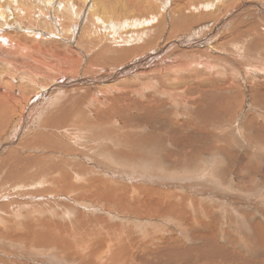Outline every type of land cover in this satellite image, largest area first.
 Segmentation results:
<instances>
[{"label":"rangeland","instance_id":"1","mask_svg":"<svg viewBox=\"0 0 264 264\" xmlns=\"http://www.w3.org/2000/svg\"><path fill=\"white\" fill-rule=\"evenodd\" d=\"M104 1L0 3V264H264V0Z\"/></svg>","mask_w":264,"mask_h":264},{"label":"bare ground","instance_id":"2","mask_svg":"<svg viewBox=\"0 0 264 264\" xmlns=\"http://www.w3.org/2000/svg\"><path fill=\"white\" fill-rule=\"evenodd\" d=\"M2 1L3 2H8V1H10V2H13L14 0H0V3H2ZM31 1V0H30ZM39 1V0H38ZM52 0H44V2L47 4V6L46 5H43L44 7L43 8H47L46 9V12L44 11V13L43 12H39V17L40 18H42V17H44V18H42V21L44 20V19H46L47 17L49 18V21L50 20H52V21H54V24H55V27H56V25L57 26H61L62 27V31H64V33H66V34H70V32H73L72 33V35H74L73 36V39L71 40L70 38H68V43H69V46L70 45H72V44H75V38L77 37V34H78V31H77V27H75V26H77V23H74L72 20H74V15L76 16L77 15V17H79L80 16V14L83 12V8L82 9H76L75 10V8H73V6L71 5V3L69 2V1H71V0H69V1H67V0H65V5H64V9H65V12H66V16L65 17H68L69 19H67V20H70V24H71V26L69 25V24H67L65 21H63L62 22V20L60 19V21L58 20V17H55L54 15H52V14H54L53 12L51 13V11H50V9H51V3H54V2H51ZM53 1H55V0H53ZM81 1V0H80ZM83 1V0H82ZM107 1V0H106ZM106 1H104L105 3H106ZM141 1V0H140ZM207 1V0H206ZM76 2V1H75ZM86 2V1H85ZM103 2V3H104ZM16 3V2H15ZM36 3V2H35ZM63 3V2H62ZM83 3V2H82ZM82 3H81V5H82ZM133 3H135L134 1H133ZM140 3V2H139ZM30 4V3H29ZM32 4V3H31ZM37 4V3H36ZM51 4V5H50ZM59 4V3H58ZM58 4H56V5H58ZM3 5V4H2ZM7 5V4H6ZM10 5V4H9ZM16 5H17V3H16ZM26 5H28V3L26 4ZM76 5V4H75ZM0 6H1V4H0ZM22 6V5H21ZM21 6L19 7V10H22V8H21ZM37 6V5H36ZM221 6V5H220ZM226 6V5H225ZM15 7V6H14ZM23 7H27V6H23ZM31 7H32V5H31ZM29 5H28V11H29V9H32ZM54 6L52 5V8H53ZM60 7V6H59ZM58 7V8H59ZM260 7V6H259ZM262 7V6H261ZM4 8V7H3ZM8 8V7H7ZM40 8L41 7H39V10H40ZM43 8H41V9H43ZM55 8V7H54ZM88 8V7H87ZM123 8V7H122ZM147 8V7H146ZM151 8V7H150ZM10 9V8H9ZM13 9V8H12ZM15 9V8H14ZM36 9V8H35ZM63 9V8H62ZM63 9V10H64ZM137 9V8H136ZM144 9V8H143ZM243 9V8H242ZM15 10H17V9H15ZM14 10V11H15ZM52 10V9H51ZM56 10V9H55ZM122 10V9H121ZM126 10V9H125ZM124 10V11H125ZM10 11V10H9ZM14 11L12 10V14L14 13ZM23 11V10H22ZM41 11V10H40ZM43 11V10H42ZM53 11H54V9H53ZM133 11V10H132ZM148 11V10H147ZM18 12V11H17ZM55 12V11H54ZM149 12V11H148ZM172 12V11H171ZM237 12V11H236ZM28 13V12H27ZM34 13V11L33 12H31V10H30V12H29V16L31 17V18H29V19H34L33 18V15L32 14ZM121 13H123V11L121 12ZM215 13V12H214ZM0 14H2V17L0 16V18H1V20L2 21H6L7 19L5 18V17H7V13L4 11V10H2V8L0 9ZM9 14V13H8ZM16 13H14L13 15L16 17V15L17 14H19V13H17L16 15H15ZM22 14V13H21ZM36 14V16H37V13H35ZM34 14V15H35ZM174 14V13H173ZM208 14H210V13H208ZM238 14V13H237ZM55 15H57V14H55ZM63 15V14H62ZM69 15H71V17L69 16ZM123 15H124V13H123ZM212 15V14H211ZM214 15V14H213ZM21 16V15H20ZM20 16H18V17H20ZM29 16H26V18H24V21H25V19H28L27 17H29ZM23 17V16H22ZM115 17V16H114ZM13 18V17H12ZM11 18V19H12ZM37 18V17H36ZM47 18V19H48ZM59 18H61V17H59ZM80 18V17H79ZM4 19H6V20H4ZM22 18L20 17V19H17V20H21ZM29 19L28 20H26V21H28V22H26L25 21V23H26V26H28L27 24L29 23V22H32L31 20L29 21ZM78 18H76V20H77ZM111 20V19H110ZM199 20V19H198ZM13 21V20H12ZM36 21H37V19H36ZM48 21V20H47ZM166 21V20H165ZM14 22V21H13ZM17 22H19V21H17ZM17 22H15V23H17ZM44 22V21H43ZM43 22H41V23H43ZM76 22H78V21H76ZM3 23H5V22H3ZM2 23V24H3ZM7 23V22H6ZM21 23H23L24 24V22L21 20V22H19V24H21ZM34 23H36V22H34ZM10 25V28H11V23H9ZM18 24V23H17ZM38 24V23H37ZM50 25V23L49 22H47V24L46 25ZM52 24V23H51ZM63 24H66V26L65 25H63ZM105 24H106V22H105ZM117 23H114V25H112L111 27H112V29H115V25H116ZM136 24V23H135ZM160 24H161V22H160ZM0 25H1V22H0ZM4 25V24H3ZM2 25V26H3ZM15 25V24H14ZM13 25V26H14ZM25 25V24H24ZM32 25L33 24H31V27H29V28H33V27H35V26H33L32 27ZM42 25V24H41ZM75 25V26H74ZM107 25V24H106ZM5 26V25H4ZM20 26V25H19ZM26 26H25V28H26ZM53 26V25H52ZM51 26V27H52ZM72 26H74V27H72ZM105 26V25H104ZM135 26V25H134ZM50 27V28H51ZM109 27V26H108ZM180 27V26H179ZM18 28V27H17ZM24 28V27H23ZM41 28V27H40ZM47 28V27H46ZM53 28V27H52ZM176 28V27H175ZM22 29V28H21ZM20 29V30H21ZM28 29V28H27ZM38 29V28H37ZM57 29V28H56ZM85 29V28H84ZM105 29H107V26H105ZM110 29V28H109ZM5 29H3V31H4ZM48 30V29H47ZM73 30V31H72ZM175 30V29H174ZM7 31V33H8V30H6ZM25 31V30H24ZM33 32H31V33H35V34H37V31H36V29L35 28H33V30H32ZM51 31V30H50ZM140 31V30H139ZM172 31V30H171ZM176 31H178V30H176ZM1 32V31H0ZM14 32V31H13ZM17 32V31H16ZM81 32V31H80ZM175 32V31H174ZM21 33V32H20ZM19 32H18V34H20ZM25 33H27V32H25ZM28 33H30V31L28 32ZM83 33V32H82ZM85 33H86V31H85ZM95 33V32H94ZM171 33V32H170ZM13 34V33H12ZM9 35V34H8ZM16 36L17 34H13V35H11L10 34V36ZM21 35H24V34H20V39H21ZM63 35V34H62ZM86 35H87V33H86ZM85 35V36H86ZM2 36V35H1ZM7 36V35H6ZM15 36H14V40H16V38H15ZM25 36V35H24ZM28 36V35H27ZM66 36V35H65ZM83 34H81L80 35V38L81 39H83V40H85L86 39V37H85ZM5 37V36H4ZM26 37V36H25ZM36 37V36H35ZM70 37V36H69ZM75 37V38H74ZM22 38H24V37H22ZM26 38H28V37H26ZM25 38V39H26ZM34 38V37H33ZM65 38V37H64ZM79 38V39H80ZM93 38V37H92ZM109 38V35H107V39ZM5 39V41H6V37L4 38ZM30 40H32V38H29ZM37 39V38H36ZM35 39V40H36ZM137 39V38H136ZM1 40L3 41V39L1 38ZM14 40L12 41V43L14 42ZM24 40V39H23ZM34 40V39H33ZM101 40H103V37L101 38ZM10 41V40H9ZM20 41V40H19ZM38 40H36V42H37ZM60 41V40H59ZM104 41V40H103ZM148 41V40H147ZM18 42V39L14 42V43H17ZM72 42H74V43H72ZM79 42V41H78ZM94 42H96L95 40H94ZM145 42V41H144ZM34 43H35V41H34ZM150 43H152V42H150ZM150 43L148 44V46L150 45ZM20 44V43H19ZM19 44H17V46L19 45ZM36 44V43H35ZM9 45V44H8ZM21 45V44H20ZM39 45V44H38ZM41 45V44H40ZM77 45V44H76ZM142 45V44H141ZM14 46H15V44H14ZM13 46V47H14ZM37 46V44L35 45V47ZM62 46V45H61ZM145 46V45H144ZM19 47V46H18ZM17 47V48H18ZM71 47V46H70ZM142 47V46H141ZM20 48V47H19ZM22 48V47H21ZM51 48H53V47H51ZM138 49H139V46L137 47ZM136 48V49H137ZM144 48V47H143ZM73 49V48H72ZM7 50H9L8 48H7ZM6 50V51H7ZM45 50L47 51V50H51V49H46L45 48ZM58 51H59V49H57ZM74 51V50H73ZM133 52H134V50H132ZM48 52V51H47ZM50 52H52V50L50 51ZM54 52V51H53ZM10 55H12V53H10V52H8ZM42 53H44V52H42ZM49 53V52H48ZM127 53V52H126ZM52 54V53H51ZM124 54H125V52H124ZM128 54V53H127ZM134 53H132V55H133ZM58 55V54H57ZM110 56V55H109ZM127 56H129V55H127ZM7 57V56H6ZM42 59H45L44 57L42 58ZM1 60V59H0ZM3 60V59H2ZM9 60V59H8ZM121 70H123L125 73H127L129 70H130V68H126V69H120V71ZM100 71V70H99ZM130 72H131V70H130ZM70 78V77H69ZM62 83L61 84H67L66 82H68V78H66V79H64V81H61ZM57 84V83H56ZM38 88V87H37ZM47 89H44V91H46ZM88 90V89H87ZM89 91V90H88ZM104 91V90H103ZM10 93V92H9ZM92 93H94V91L92 92ZM96 95H98L99 97H100V99H102L103 100V98L101 97V94H100V92L99 93H95V95L94 96H92L91 94H89V96H88V98H90L91 100H95V99H97V98H95V96ZM99 99V100H100ZM29 101V100H28ZM89 102V101H88ZM28 107V106H27ZM48 107V109H49V106H47ZM47 107H46V109H47ZM51 110V109H50ZM61 110V109H60ZM65 111H66V109H65ZM41 112H42V110H41ZM62 114H63V112H62ZM66 114V113H65ZM61 115V114H60ZM24 116V115H23ZM65 116V115H64ZM61 119V118H60ZM58 120V119H57ZM59 121V120H58ZM54 124V123H53ZM25 128V127H24ZM45 134V133H44ZM35 140V139H34ZM15 162V161H14ZM17 163V162H16ZM63 179V178H62ZM136 197V196H135ZM84 230V229H83ZM87 230V229H86ZM40 234V233H39ZM51 234V233H50ZM48 235V234H47ZM81 235V234H80ZM50 236H52V235H50ZM86 236V235H85ZM107 243V242H106ZM102 245V244H101ZM106 245V244H105ZM101 247V246H100ZM109 247V246H108ZM69 249V248H68ZM98 251V250H97ZM99 251H101V250H99ZM93 254V253H92Z\"/></svg>","mask_w":264,"mask_h":264}]
</instances>
